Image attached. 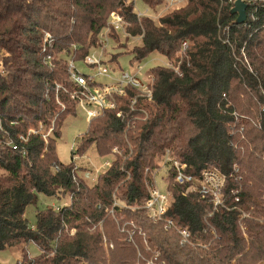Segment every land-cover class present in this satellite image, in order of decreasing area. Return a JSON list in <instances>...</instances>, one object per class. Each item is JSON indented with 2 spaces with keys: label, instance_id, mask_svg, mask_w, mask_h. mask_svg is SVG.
I'll return each instance as SVG.
<instances>
[{
  "label": "trees",
  "instance_id": "16d2710c",
  "mask_svg": "<svg viewBox=\"0 0 264 264\" xmlns=\"http://www.w3.org/2000/svg\"><path fill=\"white\" fill-rule=\"evenodd\" d=\"M141 1L155 7L164 2ZM134 2L0 0V251L19 247L23 264H134L151 252L140 236L138 242L118 240L105 208L119 200L137 207L136 223L165 264H264V3L247 4L245 22L234 24L232 0H185L158 21L137 17ZM114 12L129 35L141 38L131 49L135 65L155 52L176 68H151L149 98L127 86L118 107L93 118L77 148L73 142L72 158L106 143L108 133L129 135L131 150L111 153L89 185L73 160L64 165L57 159L55 140L75 102L53 87L57 81L71 87L64 58L84 59L100 47ZM109 28L108 38L116 42L119 33ZM56 97L73 103L64 115L56 113ZM167 149L191 175L215 167L226 178L222 204L214 206L198 193L183 195L184 186L169 171L167 215L188 228L184 245L173 231L151 223L143 209L144 170L157 169ZM39 194L67 200L58 209L36 211L32 226L25 209ZM103 237L112 247L104 248ZM30 244L36 256L27 252Z\"/></svg>",
  "mask_w": 264,
  "mask_h": 264
},
{
  "label": "built area",
  "instance_id": "2783aa9c",
  "mask_svg": "<svg viewBox=\"0 0 264 264\" xmlns=\"http://www.w3.org/2000/svg\"><path fill=\"white\" fill-rule=\"evenodd\" d=\"M185 0H166V3L169 7H176L179 4H183ZM235 0H232V5ZM242 2L249 4L254 2H263L264 0H241ZM232 7V6H231ZM151 10L150 6L147 5V8L144 11L138 10L135 6L134 12L137 17L149 16L148 12ZM253 16V14H251ZM126 23L124 19L119 16L117 13H112L108 21V25L102 33L101 36V46L99 55L95 57L94 55H86L83 59L85 64L95 66L97 74H106V65L102 60L103 51L108 43V30L109 27L113 28L117 32L126 33ZM127 34V33H126ZM187 46L186 42H182V49H185ZM53 57L47 56L46 60L51 61ZM68 71L70 74L71 87H67L64 84L55 83L53 90L57 92H62L67 95V97L75 102V106L80 107L86 115L87 122L89 123L93 118L99 116L106 110H114L118 107L117 98L124 96L126 93V87H134L138 91L146 94L149 98L150 96V81H144L142 69L143 65L137 64L132 73L121 72L118 78H113V80L106 85H97L94 82V78L81 74L75 67L73 60L67 62ZM164 66L172 67L170 61H165ZM57 102L62 106L58 97ZM136 98L131 99L130 101V111L135 110ZM75 108V109H76ZM139 111L145 114V110L139 109ZM120 111L116 113V116H121ZM137 116H133L132 120H136ZM0 124V130H1ZM52 128L50 127L45 133L42 134L44 138L50 134ZM33 133H39L38 130H30ZM19 138L24 142L26 139L24 136H19ZM109 161H106L103 166L107 167ZM188 165L186 162L173 157L170 154V151L167 149L165 151L163 159L159 162L157 169L150 171L148 168L144 170V185L147 190L148 198L146 199L143 209L145 210V217L153 224L162 225L165 231H173L178 235L180 245L189 243L190 232L186 226L177 225L174 219L167 215L168 208L172 202V193L168 189L169 183L166 178H163L165 183V190L161 192L155 181V174L159 170H163L166 173V177L170 172H173L174 181L180 185L184 186V189L181 191L183 195L190 193H198L202 198H210L214 206L221 204L220 195L222 194L223 187L225 185V176L221 174L215 167H208L201 170L199 176L191 175L187 173ZM124 208L130 209V211L135 210L134 206H126L123 202L114 200L109 207L105 208V212L108 215L112 216L114 212L122 213ZM55 209H58L56 206ZM134 219H127L126 224L131 225L133 230H126L127 233L131 236L135 232L143 236V245L145 252L150 251L151 255L145 259L143 256V264H165L164 260L160 259V251L157 247L152 246L149 237L146 235V232L142 230L138 225H134ZM136 223V221H135ZM135 229V230H134ZM74 230H71L73 233ZM129 241V240H127ZM103 244L107 247L109 245L106 237H103ZM140 256V255H138ZM137 262V261H136ZM141 264V260L137 262ZM15 264H23L21 260L17 261Z\"/></svg>",
  "mask_w": 264,
  "mask_h": 264
},
{
  "label": "rangeland",
  "instance_id": "374dc122",
  "mask_svg": "<svg viewBox=\"0 0 264 264\" xmlns=\"http://www.w3.org/2000/svg\"><path fill=\"white\" fill-rule=\"evenodd\" d=\"M134 1L135 2L133 3V6H136V8L138 10L144 11L147 8V4H145L141 0H134ZM126 2H130V0H126ZM166 5H167L166 0H164V2L159 7L149 5L151 8V10L148 12L149 17H152V18H154V20L158 21L160 15H163L165 12H168L173 8L179 7L180 5H182V3L176 7H173V8L172 7L168 8V6H166ZM118 33L119 34H117L116 38H115V39H117V41L115 42L109 38L108 43L105 47V51H103L102 60L104 61V64L106 65V74H97L96 70H95V66L85 64L83 59H76V58L72 59V55H70L67 58H64V61L69 62V61L73 60L74 67L81 74L93 77L94 82L97 85L109 84L113 80V78H118L121 72L132 73L134 68H135V63L133 61V55L131 53V49L134 46H136V45L138 46L139 44H141V38H140V36H131V35H129V33L127 31H126L127 34L121 33V32H118ZM118 35H119V37H118ZM99 51H100V47H96V48L92 49V51L90 52L91 53L90 55H94L95 57H97L99 55ZM3 53H5V52L3 51ZM56 54H57L56 56L59 55L58 53H56ZM5 55H7V54L5 53ZM165 61H167V60L163 56H161L160 54L155 53V52L147 55V57H145L143 60H141V62L139 64L143 65L142 74H143L144 81L148 82L149 80H151V78H152L151 74H150L151 68H153L155 66H162V65H164ZM62 64H64V63L62 62ZM172 66L176 68L175 64H173V63H172ZM4 71L5 70H4V67L2 65L1 56H0V73H3ZM55 81H57V80H55ZM56 83L64 84L67 87H69L68 84L66 82H63V81L62 82L57 81ZM59 101L61 102L62 106H60V104H58L57 98H56V102H57L56 113L64 115L67 112L66 111V105L67 104H73V103H67L66 101H63L60 99H59ZM75 108H76V106H75ZM92 125L93 124H91V126ZM94 125H95V123H94ZM131 125L133 126L134 124H131ZM88 128H89V123L87 122L85 112L80 107H77L75 109L74 114L67 115L66 118L64 119V121L62 123L61 131H60V137L57 140H55V146H56V156H57L58 161L64 165H66V164L71 163L73 160L75 165L77 167H80V168H78V175L80 177L84 178V180L87 182V184L91 185L96 180L98 173L101 172L102 170L106 169V167H104L103 164L106 161L110 162V159L113 156L110 154L116 153L119 156H123V154H124V151L122 152L123 147H128L131 150V143L128 140L129 135L127 137V135L124 134V137H121L120 134L118 135V134L108 133L107 134L108 141L106 143L101 142L99 144H93L94 146L93 145L89 146L84 141V145H87L89 147L83 153L77 154L78 155L77 157L72 158L71 147H72L73 142H75L76 148H77L80 144L81 136L85 135ZM85 137H86V135H85ZM97 148H99L98 151H97ZM102 153H105V155H108V156H105V155L101 156V155H103ZM0 173H1V170H0ZM163 178H166L165 171H163V170L157 171L155 174V181H156L157 186L161 192H164V190H165L164 189L165 183H164ZM66 200H67L66 197L61 198L59 200L53 196L49 197V196H46L43 194H39L36 202L34 204H30L25 209V217H26L29 225H32V226L34 225V223H35V212L36 211H38V210L42 211V210H45L47 208L61 206L63 204V202H65ZM117 201H119V200H117ZM220 201L222 204V194L220 195ZM136 209H137V207H136ZM111 217H112L113 221L108 220V222H110L111 224H113V222H114L115 225L112 228V230H114L115 235L117 236V238L120 242H124V238H125V241L129 240L131 242L132 241L138 242L137 241V240H139L138 236H140L141 237V243H144L143 242V236L141 234H139L137 232L135 235L130 236L126 231V230H129V231L133 230L132 229L133 227L131 225L126 224L125 221L127 219H134L136 222H138V220L141 218L140 215L136 214L132 210L130 211V209L124 208V211L122 213L114 212ZM135 221H134V225H137V223H135ZM116 224H117L118 228L120 229V231L119 230L118 231L121 234V236H119V234L117 232L118 228H117ZM103 229L108 231L106 233L103 232V234L108 238L110 233H111L110 228L108 227L107 229H105V228H103ZM68 232H69V230H68ZM70 233H71V230H70ZM134 237H135V239H134ZM104 248H106V247L104 246ZM107 248L109 249V246ZM27 250H28L27 252L31 256H36L38 254L36 247L32 244H30L28 246ZM144 251H145V249H144ZM21 254H22L21 249L19 247L1 250L0 251V264H15L17 261L22 259ZM142 256L145 259L151 258V257L146 258L144 256V253H142L140 256H137V258H135L136 260H135L134 264H138L137 262L139 261V259L141 260V262H143L144 259L142 258ZM74 264H76V263H74ZM77 264H88V263L84 262V261L81 263L79 261Z\"/></svg>",
  "mask_w": 264,
  "mask_h": 264
},
{
  "label": "water",
  "instance_id": "95a60500",
  "mask_svg": "<svg viewBox=\"0 0 264 264\" xmlns=\"http://www.w3.org/2000/svg\"><path fill=\"white\" fill-rule=\"evenodd\" d=\"M246 3L241 0H235L232 7L230 8V13L235 14L236 18L234 24H241L246 20Z\"/></svg>",
  "mask_w": 264,
  "mask_h": 264
}]
</instances>
